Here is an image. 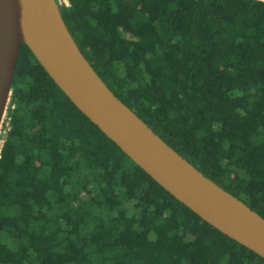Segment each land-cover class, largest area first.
<instances>
[{"label":"trees","instance_id":"1","mask_svg":"<svg viewBox=\"0 0 264 264\" xmlns=\"http://www.w3.org/2000/svg\"><path fill=\"white\" fill-rule=\"evenodd\" d=\"M58 8L114 94L264 217V0ZM0 138V264H264L131 160L24 42Z\"/></svg>","mask_w":264,"mask_h":264},{"label":"water","instance_id":"2","mask_svg":"<svg viewBox=\"0 0 264 264\" xmlns=\"http://www.w3.org/2000/svg\"><path fill=\"white\" fill-rule=\"evenodd\" d=\"M22 42L131 160L201 218L264 258V217L205 176L114 94L79 49L56 0H0V124Z\"/></svg>","mask_w":264,"mask_h":264},{"label":"built area","instance_id":"3","mask_svg":"<svg viewBox=\"0 0 264 264\" xmlns=\"http://www.w3.org/2000/svg\"><path fill=\"white\" fill-rule=\"evenodd\" d=\"M56 2H57V4L58 3H65V4H67L68 3V0H56ZM5 116V115H4ZM4 118V117H3ZM3 121V120H2ZM1 125H2V123H1ZM1 125H0V131H1ZM0 144H1V138H0Z\"/></svg>","mask_w":264,"mask_h":264},{"label":"rangeland","instance_id":"4","mask_svg":"<svg viewBox=\"0 0 264 264\" xmlns=\"http://www.w3.org/2000/svg\"><path fill=\"white\" fill-rule=\"evenodd\" d=\"M3 120V119H2ZM2 123V122H1ZM1 125V124H0Z\"/></svg>","mask_w":264,"mask_h":264}]
</instances>
